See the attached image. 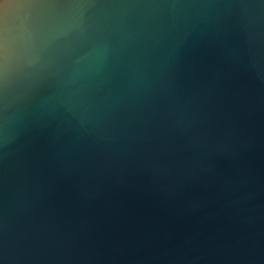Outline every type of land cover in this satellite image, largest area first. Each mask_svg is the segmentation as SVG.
Wrapping results in <instances>:
<instances>
[{"label": "water", "instance_id": "95a60500", "mask_svg": "<svg viewBox=\"0 0 264 264\" xmlns=\"http://www.w3.org/2000/svg\"><path fill=\"white\" fill-rule=\"evenodd\" d=\"M0 264H264V0H0Z\"/></svg>", "mask_w": 264, "mask_h": 264}]
</instances>
